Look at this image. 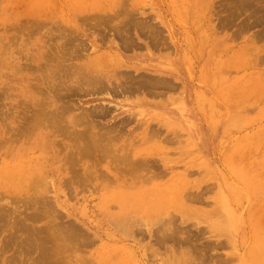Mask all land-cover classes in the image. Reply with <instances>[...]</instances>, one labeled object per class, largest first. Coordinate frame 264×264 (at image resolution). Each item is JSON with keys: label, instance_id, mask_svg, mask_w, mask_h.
I'll return each instance as SVG.
<instances>
[{"label": "rangeland", "instance_id": "rangeland-1", "mask_svg": "<svg viewBox=\"0 0 264 264\" xmlns=\"http://www.w3.org/2000/svg\"><path fill=\"white\" fill-rule=\"evenodd\" d=\"M0 91L58 264H264V0H0Z\"/></svg>", "mask_w": 264, "mask_h": 264}, {"label": "bare ground", "instance_id": "bare-ground-1", "mask_svg": "<svg viewBox=\"0 0 264 264\" xmlns=\"http://www.w3.org/2000/svg\"><path fill=\"white\" fill-rule=\"evenodd\" d=\"M78 56V55H77ZM87 79V78H86ZM85 79V81H86ZM87 82V81H86ZM88 83V82H87ZM101 83V82H100ZM90 84V83H89ZM86 85V84H85ZM2 91V90H1ZM0 91V92H1ZM2 94V92H1ZM7 94V93H6ZM2 98V97H1ZM4 100V99H3ZM1 109V108H0ZM21 112V111H20ZM22 113V112H21ZM20 113V114H21ZM5 114V113H4ZM1 115V114H0ZM3 116V115H2ZM31 122V121H29ZM32 124V123H31ZM21 127V126H19ZM16 130V129H14ZM18 130V129H17ZM109 130V129H108ZM109 133V132H108ZM25 134V133H24ZM19 135V133L17 132V136ZM97 138V137H96ZM81 139V138H80ZM92 139V138H91ZM84 139H81V141L83 142ZM13 142V141H12ZM100 143V141H97ZM80 143V142H79ZM103 144V143H102ZM78 145V144H77ZM3 147V145H1ZM93 148V147H92ZM99 148V146H98ZM93 152V151H92ZM138 164V161H135ZM144 162V161H143ZM140 163V162H139ZM146 163V162H145ZM132 166V165H131ZM21 168V167H20ZM147 168V167H146ZM143 169V168H142ZM18 170V169H17ZM144 171V170H143ZM24 172V171H23ZM26 172V171H25ZM26 174V173H24ZM7 175V174H6ZM11 175V174H10ZM9 175V176H10ZM24 176V175H23ZM146 176V175H144ZM8 177V176H7ZM6 177V178H7ZM130 177V176H129ZM133 177V176H132ZM36 178V177H35ZM34 178V179H35ZM137 178V177H136ZM147 178V177H146ZM152 178V177H151ZM150 178V179H151ZM10 182L13 185V190L12 192H15V195L12 197H8V198H4L3 194L0 195V264H58L59 263V256L58 253L56 254V252L54 250L52 251H48L47 250V246H45V243H48L50 241L55 242L58 239H61L62 241L64 240H69L71 238V236H73L74 238H80L83 240V242L81 241L80 243L83 244V246L87 247L86 245L89 246L90 244V240L88 239L87 236H85L84 234H73L70 232H61V230H59L61 232V234L58 233H53L51 234V236H48L46 238H42L41 236H36L37 234H41L40 231L38 230V232L35 230L33 231L31 226L29 231H30V237L27 235L26 237L24 236L25 230L27 228V232H28V228L26 225V217L25 214L23 215V208L25 207V199L21 197L20 194V187L22 185V183H24L23 181V177L21 174H19V170L18 172H13L12 173V177H9ZM33 179V180H34ZM37 180V179H36ZM36 180H34L36 182ZM137 180V179H136ZM33 181V182H34ZM9 182V181H7ZM9 182V183H10ZM34 182V183H35ZM8 183V184H9ZM1 184V183H0ZM11 185V184H10ZM9 185V186H10ZM9 186L7 184L4 185L3 189H6L5 191L8 192L9 190ZM31 189V188H30ZM18 191V192H17ZM22 192V191H21ZM3 193V192H2ZM178 194V193H177ZM19 195V196H18ZM23 195V194H22ZM33 196V195H32ZM6 197V195H5ZM191 197V195H190ZM35 198V197H34ZM197 198V197H196ZM30 198H28L29 200ZM31 200V199H30ZM40 201V199H39ZM159 201V200H158ZM35 208V207H34ZM33 210V208H31ZM30 209V210H31ZM37 209V208H36ZM28 211V210H27ZM39 212V211H38ZM26 213V212H25ZM30 213V212H29ZM35 213V212H34ZM27 215V214H26ZM31 216V215H30ZM29 216V217H30ZM33 217L35 215H32ZM172 216V215H171ZM28 217V218H29ZM33 217H31L33 219ZM36 217V216H35ZM34 217V218H35ZM52 217V216H51ZM30 218V219H31ZM46 218V217H45ZM54 218V217H53ZM174 218V216H173ZM29 219V220H30ZM27 220V221H29ZM34 220V219H33ZM41 220V218H40ZM173 220V219H172ZM36 221V220H35ZM32 222V221H31ZM39 222V221H38ZM35 223V222H33ZM53 226V225H52ZM59 227V226H58ZM60 228V227H59ZM51 230V229H50ZM58 231V230H57ZM42 232V231H41ZM59 232V233H60ZM37 233V234H36ZM63 233V234H62ZM75 238V239H76ZM72 241H74L73 238H71ZM60 241V240H59ZM58 241V242H59ZM61 241V243H62ZM63 241V242H64ZM66 241V243H67ZM57 242V243H58ZM56 244V243H55ZM53 244V245H55ZM50 245V244H49ZM69 245V244H67ZM81 245V244H80ZM91 245V244H90ZM55 247V246H54ZM71 247V246H70ZM64 248V247H63ZM55 249V248H54ZM56 250V249H55ZM58 250V249H57ZM54 251V252H53ZM34 253L36 256L32 257L30 262H27L26 257L28 258L27 255H30ZM65 257V256H63ZM63 257H61L63 259ZM67 257V256H66ZM43 259L45 260L44 262ZM65 259V258H64ZM80 259V258H79ZM78 259V261H80ZM82 260V258H81ZM62 261V260H61ZM87 261V260H86ZM86 261L84 263V261H82V264H86ZM89 261V260H88ZM87 261V262H88ZM64 262V261H63ZM66 259H65V263H66ZM90 263V261H89Z\"/></svg>", "mask_w": 264, "mask_h": 264}]
</instances>
